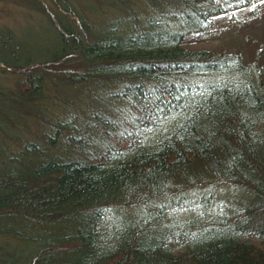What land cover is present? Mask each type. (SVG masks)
I'll list each match as a JSON object with an SVG mask.
<instances>
[{"label":"trees","instance_id":"obj_1","mask_svg":"<svg viewBox=\"0 0 264 264\" xmlns=\"http://www.w3.org/2000/svg\"><path fill=\"white\" fill-rule=\"evenodd\" d=\"M262 1H11L0 264H264V44L194 46Z\"/></svg>","mask_w":264,"mask_h":264},{"label":"rangeland","instance_id":"obj_2","mask_svg":"<svg viewBox=\"0 0 264 264\" xmlns=\"http://www.w3.org/2000/svg\"><path fill=\"white\" fill-rule=\"evenodd\" d=\"M11 1L15 0H5L0 3L1 16H8V9H16V5ZM255 5L262 8L257 14L245 18L246 22L238 23L235 20H227L223 15L215 18L210 33L205 35L203 40L196 42L194 46L214 47L215 49L235 48L243 58L253 57L252 52L256 49L255 46L260 43L264 44V1ZM238 11L242 13V16H248L245 14L248 13V8ZM253 38L256 40L255 43H250L249 40L252 41ZM261 60H264V54Z\"/></svg>","mask_w":264,"mask_h":264}]
</instances>
